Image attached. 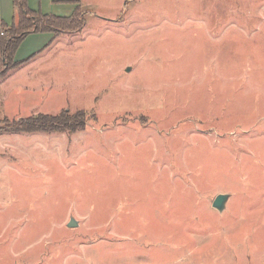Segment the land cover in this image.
<instances>
[{"label": "rangeland", "instance_id": "1", "mask_svg": "<svg viewBox=\"0 0 264 264\" xmlns=\"http://www.w3.org/2000/svg\"><path fill=\"white\" fill-rule=\"evenodd\" d=\"M32 3L81 18L0 59V264H264V0Z\"/></svg>", "mask_w": 264, "mask_h": 264}, {"label": "trees", "instance_id": "2", "mask_svg": "<svg viewBox=\"0 0 264 264\" xmlns=\"http://www.w3.org/2000/svg\"><path fill=\"white\" fill-rule=\"evenodd\" d=\"M15 8V18L10 26L0 23V59L3 69L15 67V53L23 39L31 34L54 33L65 29L74 30L80 22L81 15L78 8L70 17L47 15L33 11L28 7L27 0H12ZM17 21V23H16ZM2 33V35H1ZM28 121L14 122L10 130L21 129L24 131Z\"/></svg>", "mask_w": 264, "mask_h": 264}, {"label": "crops", "instance_id": "3", "mask_svg": "<svg viewBox=\"0 0 264 264\" xmlns=\"http://www.w3.org/2000/svg\"><path fill=\"white\" fill-rule=\"evenodd\" d=\"M72 1H76V0H72ZM32 2L33 0H27V4L29 8H31V10L34 11L36 10V6L35 3ZM55 16H59V15H55ZM61 17H69V16H61ZM14 18H15V8L13 6L12 0H0V23L7 25L6 22H9V24L11 25ZM35 36L38 37L40 42L36 46L35 54L40 53L41 51L47 49L53 40L50 34H35ZM35 54L29 55L28 57L25 58H20V57L16 58L15 55V61L22 62Z\"/></svg>", "mask_w": 264, "mask_h": 264}, {"label": "water", "instance_id": "4", "mask_svg": "<svg viewBox=\"0 0 264 264\" xmlns=\"http://www.w3.org/2000/svg\"><path fill=\"white\" fill-rule=\"evenodd\" d=\"M129 71V68L127 69ZM229 199L228 194H218L215 196L211 203V207L215 209L217 212L221 213L224 211L226 203ZM68 228H76L78 226L77 222L74 220V218H70L68 223L66 224Z\"/></svg>", "mask_w": 264, "mask_h": 264}, {"label": "built area", "instance_id": "5", "mask_svg": "<svg viewBox=\"0 0 264 264\" xmlns=\"http://www.w3.org/2000/svg\"><path fill=\"white\" fill-rule=\"evenodd\" d=\"M1 35H2V33H1Z\"/></svg>", "mask_w": 264, "mask_h": 264}]
</instances>
